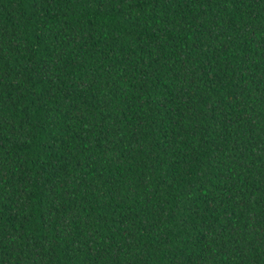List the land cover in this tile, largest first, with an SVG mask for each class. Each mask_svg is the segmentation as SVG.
Instances as JSON below:
<instances>
[{
  "label": "trees",
  "instance_id": "1",
  "mask_svg": "<svg viewBox=\"0 0 264 264\" xmlns=\"http://www.w3.org/2000/svg\"><path fill=\"white\" fill-rule=\"evenodd\" d=\"M0 264H264V0H0Z\"/></svg>",
  "mask_w": 264,
  "mask_h": 264
}]
</instances>
